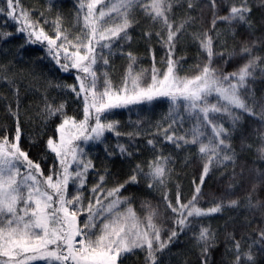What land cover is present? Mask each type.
Wrapping results in <instances>:
<instances>
[{
  "label": "snow or ice",
  "instance_id": "snow-or-ice-1",
  "mask_svg": "<svg viewBox=\"0 0 264 264\" xmlns=\"http://www.w3.org/2000/svg\"><path fill=\"white\" fill-rule=\"evenodd\" d=\"M261 4L264 6V0ZM178 5L182 6L181 0H80L77 24H80L81 13L83 24L72 39L63 29L59 15L54 21L55 38H51L39 20L31 19L29 12L21 8L20 17L15 15L18 0L16 3L7 0L6 9L0 7V14L6 13L17 22L23 20L17 31L26 34V43L46 41V51L61 71L76 70L78 89L75 84L56 86L69 89L77 98L82 97L84 113L83 119L77 121L66 115L64 103L54 105L45 97L37 115L45 123L59 115L62 122L56 127L57 138L50 136L46 142L47 148L59 160L60 168L57 170L53 166L51 174L44 176L40 165L20 147L19 88L14 89L16 108L8 104L7 112L16 120L15 138L10 140L7 135L0 138V264H33L37 261L43 264H123L124 258L137 250L144 253L145 264H160V256L174 239L181 232L190 230L193 224L200 223L202 218L242 206L250 212L264 209V200L258 195L264 187V171L261 170H255L243 205L239 198L223 197L214 198L206 209L200 205L202 185L210 168H226L229 163L235 166L237 153L232 146V137L243 118L253 117L264 125V99H257L253 88L257 78H264V55L257 51L264 41L244 39L238 50L229 51L226 40L222 39L229 33L235 36L239 25L251 28L249 15L252 8L248 0L238 3L236 0H207L203 6L198 0H186L188 10L210 9L212 20L211 28L190 34L192 42L198 46V57L206 59L193 66L195 75L181 76L184 57H176V48L182 34L196 18L186 13L177 23L174 17ZM137 12L153 26H158L155 33L146 31L144 36L150 41L154 34L166 50L161 58L166 69L156 66L153 54L150 80L146 69L136 70L137 56L122 50V42L132 40L129 30L139 23L135 18ZM219 23H223L225 29H218ZM12 35L0 33V40L6 41ZM217 42L223 50H218ZM69 48L75 51L69 52ZM113 49L126 55L128 60L119 86L113 83L107 71L99 72L97 68L101 60L103 65H109L110 57L115 55ZM217 60L220 64L214 66ZM236 60L242 63L232 71H225L227 65ZM3 79L10 86L15 84L8 77ZM160 98L169 102L164 119L170 123L167 127L158 124L159 131L154 135L162 136L178 149L195 146L204 161L200 183L191 199L183 201L178 190L173 203L167 192L164 193L166 208L174 214V223L179 228V231L170 230L167 239L162 238L163 227L157 208L144 202L142 207L146 211L141 217L132 207L130 197L122 195L128 184L139 183L141 177L149 181L150 189L166 186L172 171L169 167L171 156H165L159 150L157 140L147 141L157 154L146 165L137 163L123 183L106 188L108 169L105 168L89 190L91 196L86 208L83 192L88 171L94 165L86 158L87 152L81 143H102L106 132L117 137L124 135L118 131L119 121L109 119L114 110L152 105ZM185 120L191 127L184 128ZM139 134L126 133L130 139ZM260 139L264 141V134ZM117 148L121 156L132 155L126 145L118 143ZM258 151L259 159L264 160V144ZM240 179L243 180V172ZM70 184L75 186V194L69 193ZM232 187L234 185L230 183L229 189ZM254 193L257 194L255 200ZM84 212L87 218L81 226L78 217ZM261 218L264 219V212H261ZM194 236L201 247V264H208V254L215 246L216 235L201 224ZM227 239L233 242L229 249L234 252L233 264H257V254H264V227H258L256 239L247 249L242 246L243 238L236 239L229 233Z\"/></svg>",
  "mask_w": 264,
  "mask_h": 264
},
{
  "label": "trees",
  "instance_id": "trees-1",
  "mask_svg": "<svg viewBox=\"0 0 264 264\" xmlns=\"http://www.w3.org/2000/svg\"><path fill=\"white\" fill-rule=\"evenodd\" d=\"M203 6L207 0H198ZM238 3L239 0H236ZM252 11L249 15L251 28L247 25H239L236 28L235 36L230 33L222 39L226 40V47L229 51L233 48L239 49L240 43L244 39H259L264 41V6L261 0H248ZM16 3V0H14ZM80 0H18V7L15 15L19 18L20 9L29 12L31 19L39 20L40 26L51 37L55 38L54 21L59 15L62 17L61 25L65 29L69 38H74L81 30L83 24V13L80 14V24H77V14ZM175 10L174 19L179 21L190 13L195 17V21L187 27L185 33L176 48V57H184L181 60L183 69L181 76H192L196 74L194 65L206 57H198V46L192 42L191 33L203 31L211 28L212 12L208 8L198 7L188 10L186 0H181ZM0 7L7 8V0H0ZM86 12V8L84 10ZM43 13V16H41ZM223 14V11L221 12ZM139 23L135 24L129 34L132 37L130 43L123 44V52H132L138 58L136 70L146 69L148 80L151 78L153 65V54L155 55L156 66L166 69V63H161V58L165 55V49L160 46L156 36L153 34L149 41L144 36L146 31L155 33L158 26H153L151 22L137 12L135 16ZM47 20V23H45ZM23 20L19 22L12 20L6 13L0 14V33H12L13 35L6 41L0 40V138L7 135L10 140H14L16 134V120L8 114L7 105L11 104L16 108V97L14 89L19 88V113L21 126L20 147L29 158L38 163L44 176L51 174L53 166L57 170L60 168L59 160L46 146L47 139L51 136L57 138L56 127L62 122V118L57 115L44 122L37 113L43 108L45 97L49 103L59 105L65 104L64 112L68 117H73L77 121L82 120L83 98L76 95L67 88L56 85H73L79 88L76 82V70L70 69L68 72L61 71L59 65L46 51L47 42H37L35 44L26 43V34L20 33L17 29ZM223 23L217 25L218 29H225ZM215 35V33H212ZM59 43V42H58ZM218 50H223L219 47ZM21 45H24L21 47ZM75 51L69 48V52ZM107 49L104 50L107 54ZM115 55L110 57L109 65H103L99 61L97 68L99 72L107 71L113 83L119 86L128 65L126 55H121L120 51L113 49ZM258 53L264 55V44L258 47ZM63 52L61 51V57ZM240 60L230 63L225 71H232L239 64ZM217 60L214 66H218ZM4 77L13 80L15 84L10 86L4 81ZM257 99H264V78H257L253 84ZM6 98V99H5ZM169 111V102L166 98H160L152 105L130 106L114 110L109 117L111 120L119 121L118 131L123 133L117 137L114 133L106 132L102 143L89 142L81 143L87 152V159H90L94 168L88 171L86 187L83 189L85 201L88 200L90 189L99 180V175L108 169L105 187L112 188L118 183H123L132 174L137 163L144 165L154 157L152 146L148 145L149 139L158 141V148L165 156H171L170 179L166 186L150 189L148 180L140 178L137 184H128L122 195L130 197L134 210L143 217L145 209L144 202H149L153 208H157L162 221V238L167 239L170 230L178 226L174 223L173 213L166 208L164 193L167 192L169 198L175 203L177 191L179 190L182 200L191 199L194 189L200 183V176L203 171L204 161L197 153L195 146H185L176 148L173 144L166 142L162 136L154 135L159 131L157 125L167 127L170 121L165 120ZM191 127V123L185 120L184 128ZM183 132V129H180ZM129 132H139V135L131 139L126 135ZM264 134V125L258 119L245 116L239 129L232 137V146L237 153L235 166L231 163L228 166H212L202 185L203 198L200 205L208 208L213 203L214 198H239L242 205L246 202L247 192L255 178V170L264 171V160L259 159V149L264 144L260 139ZM126 145L131 156H121L117 144ZM107 148V151H106ZM111 153V155L109 154ZM243 172V180L240 174ZM235 174V177H234ZM234 185L229 189V184ZM179 186V187H178ZM75 186L69 185V193H74ZM259 198L264 200V187L258 192ZM257 194H253L255 200ZM264 209L248 211L245 207L239 209H225L222 213L214 214L210 217L202 218L200 223L193 224L190 230L181 232L178 237L165 249L160 256V264H201V247L197 244L194 233L199 232L201 224L209 227L216 235L215 246L208 254V264H233L234 252L229 249L233 242L227 239L229 233L234 234L236 239H241L244 249L248 244L256 239L258 227H264V219L261 218ZM84 215V213H83ZM83 215L78 219L82 226ZM249 236L251 239H249ZM79 239V238H78ZM254 252L257 250L254 248ZM123 264H145L144 253L137 250L135 254H129L123 260ZM257 264H264V254H257Z\"/></svg>",
  "mask_w": 264,
  "mask_h": 264
},
{
  "label": "rangeland",
  "instance_id": "rangeland-1",
  "mask_svg": "<svg viewBox=\"0 0 264 264\" xmlns=\"http://www.w3.org/2000/svg\"><path fill=\"white\" fill-rule=\"evenodd\" d=\"M75 191H76V189L74 188V193L73 194H75ZM91 196V193H89V197ZM87 203H88V200L87 201H85V203H84V205H85V208L87 207ZM83 215V214H82ZM81 215V216H82ZM87 218V213L86 212H84V215H83V218H82V222H83V220L84 219H86ZM33 264H43V262H39V261H37V262H33Z\"/></svg>",
  "mask_w": 264,
  "mask_h": 264
}]
</instances>
